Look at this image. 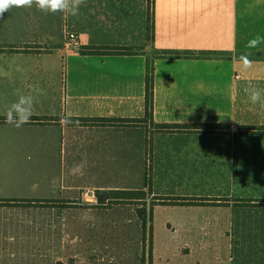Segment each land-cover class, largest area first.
I'll list each match as a JSON object with an SVG mask.
<instances>
[{
	"label": "crops",
	"instance_id": "1",
	"mask_svg": "<svg viewBox=\"0 0 264 264\" xmlns=\"http://www.w3.org/2000/svg\"><path fill=\"white\" fill-rule=\"evenodd\" d=\"M152 1L151 40L147 39L149 0H86L77 17L63 13L61 26L55 25L58 13L38 20L35 5L13 7L0 19L2 43L39 48L0 53V117H6L22 93L35 97L32 116L55 119L21 127L0 123V264L122 262L128 245H123L122 233L111 231H118V226L126 230L133 219L119 220L116 208L98 202L86 207H67L65 202L87 200L80 186L120 189L111 178L135 165L142 164L145 175L147 159L152 162V151L147 155L150 146L154 160L159 150L169 169L180 167L185 182L228 187L227 196H206L205 208L187 206L206 209L207 225H213L210 216L228 199L238 201L237 206L233 201L225 207L228 217H249L225 221L228 230L223 228L218 235L227 239L228 258L215 264H258L264 259L258 253L264 248V132L245 129L264 127V107L253 104L243 91L249 83L264 88V57H249L253 66L247 70L239 60L243 53L264 55V43L247 47L253 37H264V0ZM65 32L78 36L77 47L64 46ZM95 46H129L139 52H84ZM162 49L231 55L153 62L154 124L215 128L151 134L149 123L71 120L144 117L147 57ZM199 163L206 173L213 166L219 168L220 178L205 182L193 177ZM67 186L74 194L65 193ZM102 227L108 228L105 242L99 240ZM118 242L122 250L116 251Z\"/></svg>",
	"mask_w": 264,
	"mask_h": 264
},
{
	"label": "rangeland",
	"instance_id": "2",
	"mask_svg": "<svg viewBox=\"0 0 264 264\" xmlns=\"http://www.w3.org/2000/svg\"><path fill=\"white\" fill-rule=\"evenodd\" d=\"M47 16L48 14L39 10L38 20L46 21L48 20ZM56 16L58 23H55V25L59 24L61 26L64 19L63 13L58 12ZM61 28L62 27H60V32L62 31ZM1 36L3 35H0V37ZM2 42L3 41L0 39V43ZM149 126L151 134L158 130L156 125H153L151 122H149ZM151 151L152 162L151 159H147L149 162L146 163L145 175L143 165L141 164L140 166L135 165L133 169L127 170L124 174H118L111 178L112 182L120 184L118 185V188L120 189H128L129 186L132 185H139V187L134 189H144L148 169V174L151 177L152 194L147 193L145 198L141 199H146V205H143L144 202L138 199L116 201L110 198L111 200L108 201L105 199L106 195L98 194L96 192L97 190L95 191L93 189L85 188V186H80L84 187L80 189V192L82 196L87 197V200L80 198L79 200H76L77 203H73V200H67L65 206L86 207L87 204L92 206L97 202L99 205L100 202H105V206H101L105 208H116L118 210L119 220L133 219V224L128 225L126 230L123 229V227L118 226V231H111L112 234L118 232L120 234L122 233L124 237V240L122 241L123 245H128L126 247L127 256L124 254L126 257L123 261H118L116 264H215L219 258L226 260L228 258L227 248L225 247L227 239L224 237L221 238L218 235L220 233L219 230H222L223 228L228 230V224L225 223L228 219L233 221L238 218H249L238 217L235 215L228 217L227 209L225 207L230 206L233 201L236 203V205H234L237 206V199H228V202L220 205L224 208L216 209V211H218L215 213L216 215L210 216L213 225H207L206 220L209 219V216L206 214V209L203 210L198 207L187 206H204L203 208H205L209 205L206 203L203 204L204 201L207 200L206 196H227L225 194L229 193L228 187L223 184V187L212 188L211 185L195 184L193 181L189 183L185 182L187 176L179 172L178 169L180 167L169 169V167L165 165L164 160L161 159L160 151H156L157 154L155 160L153 158L152 146H150L147 155H149V152ZM203 167L204 165L199 163L198 166L195 167L197 168V171L193 177L203 179L205 182L211 177H219L217 174L219 168L213 166L211 169L207 170L206 173ZM183 171L186 170L183 168ZM175 172L176 176L174 175ZM74 179L76 180L77 178ZM76 183L81 185L84 181H78ZM69 190L70 187L67 186L65 188V193H68ZM153 193L170 196L169 198H199L203 201L199 204H188L185 206H180L182 204H179L178 206L168 207L164 205L175 204L162 203L161 199H164L165 197L157 196L160 199L157 200ZM69 194L72 195L74 193L73 191H70ZM196 195L203 197H197ZM154 202L155 204H152ZM247 206L249 207L251 205ZM131 213H133V215H131ZM141 216L145 218L146 222H144V219ZM221 221L224 223L219 225L218 223ZM173 228L179 230V232L173 231ZM107 230L108 228L105 227L100 229L102 235H100L99 240L102 242L107 240ZM117 245V248H112H115L116 251L122 250L119 249L121 243L118 242ZM101 250L105 253L110 251L107 249ZM247 250L249 251L250 248H247ZM258 253L264 255V248H261ZM98 264H108V259ZM258 264H264V259L262 258Z\"/></svg>",
	"mask_w": 264,
	"mask_h": 264
},
{
	"label": "trees",
	"instance_id": "3",
	"mask_svg": "<svg viewBox=\"0 0 264 264\" xmlns=\"http://www.w3.org/2000/svg\"><path fill=\"white\" fill-rule=\"evenodd\" d=\"M153 25H154V6L153 1L149 0L148 2V16H147V39L151 40L153 38ZM39 49L36 46H20L13 45V44H6L0 43V53L2 52H18L19 50H24L25 52H30L31 50ZM86 53H100V54H133L139 52L138 48L129 47V46H110V47H90ZM244 54V53H243ZM246 54V53H245ZM249 57H261L262 53H252L247 54ZM230 57L229 53L222 52V51H210V50H176V49H162V50H155L152 57H147L146 62V74H145V108H144V117L142 118H131V119H123V118H99V119H78L74 118L71 120L76 121V123H88V124H99V125H127V126H137L144 123H153L156 125L158 130L163 131H170V130H212L215 128L212 125H203V124H196V125H179V124H154L153 122V80H154V59L155 58H211V57ZM55 120L53 117H38L32 116L28 122L33 123H48ZM0 123H8L6 117H0ZM245 129H251L256 132H264V127H255V126H248ZM148 153V152H147ZM151 154V152H149ZM150 159V157H149ZM148 165V164H147ZM150 166V165H149ZM148 168V167H147ZM98 194H104L105 199L110 201L112 199L116 201H125V200H133L138 199L143 201L146 205V199H144L147 193H151V177L146 174V184L144 189L139 190H123V189H102L96 191ZM139 195V196H136ZM157 200H160L156 196ZM205 199V198H204ZM162 203L167 204H199L202 203L203 200L199 198L194 199H179V198H169L165 197L161 199ZM105 202H100V205H104ZM152 204H155L152 203ZM151 204V205H152ZM152 207V206H151ZM142 217V216H141ZM151 217V215H150ZM145 221V218L142 217Z\"/></svg>",
	"mask_w": 264,
	"mask_h": 264
},
{
	"label": "clouds",
	"instance_id": "4",
	"mask_svg": "<svg viewBox=\"0 0 264 264\" xmlns=\"http://www.w3.org/2000/svg\"><path fill=\"white\" fill-rule=\"evenodd\" d=\"M85 3L86 0H0V19L3 18L5 12H8L13 7L31 8L33 5L45 14L60 12L77 17L81 6L85 5ZM262 43H264V37L257 35L248 41L247 47L257 48ZM239 60L242 62L245 70L253 66V61L247 54H241ZM243 91L248 95L253 104L260 103L264 107V88H259L249 83ZM18 97V100L8 108L6 120L16 127H21L30 120L36 101L32 95L18 93Z\"/></svg>",
	"mask_w": 264,
	"mask_h": 264
},
{
	"label": "built area",
	"instance_id": "5",
	"mask_svg": "<svg viewBox=\"0 0 264 264\" xmlns=\"http://www.w3.org/2000/svg\"><path fill=\"white\" fill-rule=\"evenodd\" d=\"M65 37H66V43L64 41V46H66V47H70V46L77 47L79 45L78 36L75 33L65 32L64 40H65Z\"/></svg>",
	"mask_w": 264,
	"mask_h": 264
}]
</instances>
